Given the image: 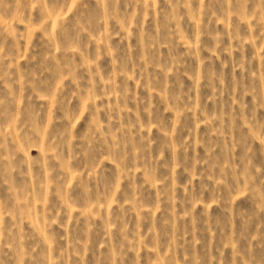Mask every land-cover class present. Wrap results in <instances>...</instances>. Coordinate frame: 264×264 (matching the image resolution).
<instances>
[{
  "label": "rangeland",
  "instance_id": "rangeland-1",
  "mask_svg": "<svg viewBox=\"0 0 264 264\" xmlns=\"http://www.w3.org/2000/svg\"><path fill=\"white\" fill-rule=\"evenodd\" d=\"M0 264H264V0H0Z\"/></svg>",
  "mask_w": 264,
  "mask_h": 264
}]
</instances>
